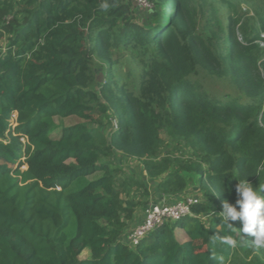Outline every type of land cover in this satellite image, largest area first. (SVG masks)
I'll list each match as a JSON object with an SVG mask.
<instances>
[{"label":"trees","instance_id":"trees-1","mask_svg":"<svg viewBox=\"0 0 264 264\" xmlns=\"http://www.w3.org/2000/svg\"><path fill=\"white\" fill-rule=\"evenodd\" d=\"M147 1L142 23L136 0H0V264H264L254 237L221 244L236 232L214 214L238 198L232 175L264 183V0ZM199 5L209 33L196 31ZM225 6L242 15L224 23ZM107 47L135 50L142 72L123 73ZM208 66L231 91L204 85ZM110 115L107 138L98 125ZM68 116L83 121L59 126ZM162 132L191 156L160 157ZM117 151L143 159L160 196L193 187L202 202L132 247L138 205L123 194L148 191L113 164Z\"/></svg>","mask_w":264,"mask_h":264},{"label":"rangeland","instance_id":"rangeland-1","mask_svg":"<svg viewBox=\"0 0 264 264\" xmlns=\"http://www.w3.org/2000/svg\"><path fill=\"white\" fill-rule=\"evenodd\" d=\"M138 9H136V17L139 21L142 23H146L148 20L147 18L150 17L148 11L146 10V6L140 5ZM196 13L194 14L193 20L195 21V28L196 31H201L205 33H209V27L207 20L210 16V10L208 5L204 6H197ZM222 13V20L224 23H228V20L230 17H239L242 15V12L238 9V7L234 6H225L221 9ZM7 44V38H3L0 40V47H5ZM264 46V42L261 44ZM108 51L111 53V58L119 63L120 70L130 73H135L139 75L144 65H146L144 62H141V58L137 56V53L135 50L132 49H116L115 47H107ZM260 69L261 74L264 72V55L260 56ZM104 63L97 59L94 62V70L95 73L98 76V79L104 78V73L107 71V68ZM208 69L203 71L202 79L203 83L206 87H211L214 89H217L219 92H229L231 89L229 87H226V85L229 84V81L227 78L223 76L217 75V70L208 66ZM83 119L79 118L78 116H68V117H56V122L59 124V126H66L71 125L77 122H82ZM94 125V124H91ZM117 126V119L114 118L112 115L108 117H104V124L98 125V128L100 131L108 138L112 131ZM162 138V146L160 149V157H163L167 154H175V155H184L187 158L191 156L192 150L186 147L185 141L180 138H172L169 137L166 133H161ZM23 160L25 157L22 158ZM111 160L115 166L120 165L122 166L127 173L126 175L130 178H133L134 181L141 180L145 183L148 193L145 192L144 187L134 185V186H128L130 189V192L127 195L125 193L123 194L124 197H128L131 200H133L138 206L135 211V217L140 216L142 214L143 208H145V205L151 201H156L160 198V192L157 186V181L155 179L149 178V176L146 174V171L143 167V159L132 157V156H125L120 152H115L114 155L111 157ZM22 169H26L27 165H22ZM198 185V184H197ZM194 188L190 187L186 192L192 191ZM165 197V195H162ZM212 215L210 213L205 214V220L209 221L211 219ZM131 225H128L126 228L128 230L131 229ZM89 252L86 250L81 255L82 258L88 257Z\"/></svg>","mask_w":264,"mask_h":264},{"label":"clouds","instance_id":"clouds-1","mask_svg":"<svg viewBox=\"0 0 264 264\" xmlns=\"http://www.w3.org/2000/svg\"><path fill=\"white\" fill-rule=\"evenodd\" d=\"M101 7L106 10L108 4L104 3ZM232 176L238 180L236 185L238 198L234 204L224 200L222 210L214 214L220 225L229 232H236V237L220 236L219 242L236 248L239 244L247 243L248 237H254L248 246L253 252H259L264 250V183H261L259 178V186H256L248 179ZM237 220L241 221L242 227H234L233 222ZM215 242L213 240V243ZM217 259L219 264H224L222 257Z\"/></svg>","mask_w":264,"mask_h":264},{"label":"built area","instance_id":"built-area-1","mask_svg":"<svg viewBox=\"0 0 264 264\" xmlns=\"http://www.w3.org/2000/svg\"><path fill=\"white\" fill-rule=\"evenodd\" d=\"M139 5L150 6L147 0H136ZM24 142L25 138L22 139ZM203 197L199 190L193 189L184 194L160 196L151 201L142 214L128 230L123 240L136 247L141 240L167 222H174L192 213V207L201 203Z\"/></svg>","mask_w":264,"mask_h":264},{"label":"water","instance_id":"water-1","mask_svg":"<svg viewBox=\"0 0 264 264\" xmlns=\"http://www.w3.org/2000/svg\"><path fill=\"white\" fill-rule=\"evenodd\" d=\"M100 80H103V78H102V79H100Z\"/></svg>","mask_w":264,"mask_h":264}]
</instances>
